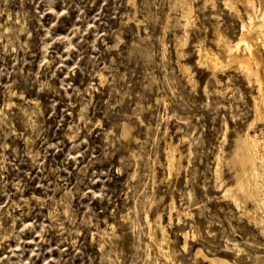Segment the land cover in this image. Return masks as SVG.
I'll return each instance as SVG.
<instances>
[{
	"label": "rangeland",
	"instance_id": "1",
	"mask_svg": "<svg viewBox=\"0 0 264 264\" xmlns=\"http://www.w3.org/2000/svg\"><path fill=\"white\" fill-rule=\"evenodd\" d=\"M191 1L183 26L178 0H0V264H172L145 212L179 264H264V213L220 187L239 139L264 132L256 84L196 63L238 21Z\"/></svg>",
	"mask_w": 264,
	"mask_h": 264
},
{
	"label": "bare ground",
	"instance_id": "2",
	"mask_svg": "<svg viewBox=\"0 0 264 264\" xmlns=\"http://www.w3.org/2000/svg\"><path fill=\"white\" fill-rule=\"evenodd\" d=\"M207 1L212 6L216 4L215 0H205ZM177 4L182 25L189 26L195 18L192 1L178 0ZM220 5L237 19V35L231 39L217 25L213 38L209 41L211 44L199 41L196 45L195 61L199 66L212 71L214 75L216 72L234 67L243 72L249 81L253 80L257 89L254 96V120L264 119V0H220ZM181 70L185 73L189 71L186 66H181ZM189 81L192 79L190 78ZM250 131L252 130L247 129L234 150L235 161L238 160L240 163V173L232 184L224 186L221 183L220 187L223 196L228 198L240 212L258 222L260 213H264V132L261 129L259 132ZM167 149V167L172 170L180 164L181 154L175 153V147L169 146ZM217 159L215 173L216 179H219L222 157L218 156ZM250 200L255 205L253 210L247 207V202ZM144 219L148 227L147 232L164 259L172 264H179L168 244V234L161 226L160 216L158 215L155 220L145 212ZM157 226L158 229L160 228L159 239L156 238L155 233ZM211 261L213 264H240L219 258H212L209 262Z\"/></svg>",
	"mask_w": 264,
	"mask_h": 264
}]
</instances>
